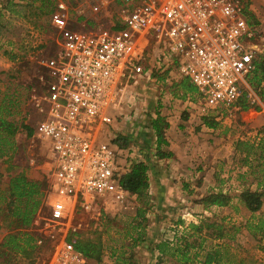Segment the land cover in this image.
I'll list each match as a JSON object with an SVG mask.
<instances>
[{"label": "rangeland", "instance_id": "1", "mask_svg": "<svg viewBox=\"0 0 264 264\" xmlns=\"http://www.w3.org/2000/svg\"><path fill=\"white\" fill-rule=\"evenodd\" d=\"M63 1L68 8L66 30L97 28L108 20L106 14H91L89 7L96 0ZM240 3L257 31L258 60L264 56V0ZM39 5L41 0H0V103L14 93L18 106L12 117L32 129L30 136L20 129L13 137L15 150L0 159V264H51L63 237L93 242L99 259L84 255L87 264H180L171 247L186 242L201 243L200 254L218 247L219 264H264V81L257 88L247 83L234 108L203 112L197 91L185 93L181 85L187 78L155 67L151 45L144 50L139 70L130 71L126 94L99 136L104 142L116 144L118 139V146L124 145L120 171L142 160L148 175L152 165L157 172L153 179L158 174V185L167 191L164 203L150 192L148 177V188L140 196L127 192L123 202L107 196L88 210L75 211L69 221L78 227L74 234L66 232L65 224L47 221L53 199L52 163L48 143L35 128L45 111V62L55 54L64 30L52 20L53 11L45 14L36 9ZM158 118L161 137L171 138L170 145L167 140L157 145L151 123ZM163 153L170 156L161 158ZM17 174L41 183L40 202L28 226L20 225L11 210H22L26 204L23 197L17 200L11 195L9 180ZM245 189L260 194L258 210H249L240 198ZM217 192L229 196L226 205L204 201ZM165 204L170 206L167 211ZM211 224L214 228L208 227ZM216 227L223 238L211 234ZM162 241L169 243L164 254L157 247Z\"/></svg>", "mask_w": 264, "mask_h": 264}, {"label": "built area", "instance_id": "2", "mask_svg": "<svg viewBox=\"0 0 264 264\" xmlns=\"http://www.w3.org/2000/svg\"><path fill=\"white\" fill-rule=\"evenodd\" d=\"M89 8L95 16L106 14V24L66 30L67 5L56 1L51 17L64 33L45 62V111L35 128L52 163L46 219L71 234L78 209L107 196L125 199L119 179L128 167L120 171L118 143L100 140L99 131L110 123L146 46L158 70L196 88L203 112L235 107L257 54V31L240 0H96ZM74 243L61 238L51 264H87Z\"/></svg>", "mask_w": 264, "mask_h": 264}, {"label": "trees", "instance_id": "3", "mask_svg": "<svg viewBox=\"0 0 264 264\" xmlns=\"http://www.w3.org/2000/svg\"><path fill=\"white\" fill-rule=\"evenodd\" d=\"M36 9L41 10L45 14L49 15V13H51L54 9V0H41V5L36 7ZM254 64V70L247 82L249 83V85L257 88L260 82L264 81V56H261L258 60H255ZM186 80L187 79H183L181 82L182 87L185 89V93H192L196 91V88ZM16 99L17 97L15 96V94L11 93L10 95L5 96L3 98V101H1L0 103V159L13 153V151L15 150V142L13 137L20 129H26L28 136L32 134V129H30L23 123L18 124V121H15L12 117L16 113L15 109L18 106V101ZM151 124L153 130L157 135V145L159 143H166V140L161 137V123L159 118L152 120ZM118 141V139L115 140V142L117 143ZM123 146L124 145L122 144L120 145V147ZM157 148H159V146H157ZM159 156L161 158L169 157L170 153L159 154ZM147 170L148 165L142 160L131 163L128 170L120 175L119 182L121 187L131 194H137L138 196L142 195V193L148 188ZM40 187L41 183L39 184L38 182L28 180L21 174H17L11 177L9 180L11 195L13 197L15 196L17 200L21 197L25 199L24 202L26 204L22 210L16 209V207L11 209L15 219L22 226H28L34 218L35 211L40 202L39 196L42 195ZM206 197L204 198L205 202L207 199H210L211 204L219 206L226 205L229 198V196L219 192L210 194L207 198ZM240 198L245 203V206L253 212L258 210L262 203L258 191H250L248 189H245L240 193ZM190 226L198 230L201 229L200 225H194L193 223H191ZM211 226H213V224L208 225V227ZM139 227L140 224L137 225V228ZM216 228L217 229H213L212 232L214 233L211 234H215L216 238H223V231L220 229V227ZM167 244H169L168 241H162L157 244L160 253H165V247H167ZM74 247L76 250L82 252L88 258L94 257V255H96L97 259H99V255L94 254L95 245L93 244V242H87L86 244H84L76 241L74 243ZM171 249H173L171 255L175 256L176 261L180 264L220 263V250L218 247L208 249L200 254V250H204V248L201 246V243L195 244L186 242L184 245L171 247ZM200 256L201 258L199 259ZM197 261L198 263H196Z\"/></svg>", "mask_w": 264, "mask_h": 264}, {"label": "crops", "instance_id": "4", "mask_svg": "<svg viewBox=\"0 0 264 264\" xmlns=\"http://www.w3.org/2000/svg\"><path fill=\"white\" fill-rule=\"evenodd\" d=\"M169 129L171 128V130H172V128H174V126H170V124H169V127H168ZM166 140H167V142H168V145H170L171 144V142L173 141L171 138L170 139H168V137L166 138ZM149 167H150V171L148 172V177H149V183H150V192L154 195V196H156L157 198V200H159V202H160V204H162V202L164 203V200H162V196H165L166 195V193H167V191H165V189H163V185L162 186H160V185H158V183H157V181H158V179H159V175L157 174V178L156 179H153V174H155V173H157L156 171H155V169L152 167V165H149ZM162 180V182H163V179L162 178H160V181ZM208 194V193H207ZM202 197V196H201ZM198 199H199V202H198V205L199 206H201V207H203V204L201 203V200H200V198L199 197H197ZM166 199L167 200H170L169 198H167L166 197ZM170 202V201H169ZM160 205H158V207H159ZM163 206H165V208H164V210L166 209V211L167 210H169L170 209V206H168L167 204H165V205H163ZM198 207V206H197ZM160 257H161V255H160Z\"/></svg>", "mask_w": 264, "mask_h": 264}]
</instances>
